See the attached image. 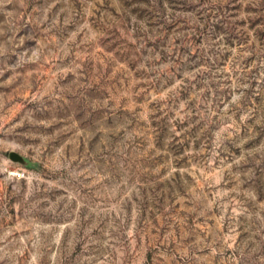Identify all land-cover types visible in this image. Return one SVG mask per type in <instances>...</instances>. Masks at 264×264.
I'll return each instance as SVG.
<instances>
[{"label": "rangeland", "instance_id": "rangeland-1", "mask_svg": "<svg viewBox=\"0 0 264 264\" xmlns=\"http://www.w3.org/2000/svg\"><path fill=\"white\" fill-rule=\"evenodd\" d=\"M0 264H264V0H0Z\"/></svg>", "mask_w": 264, "mask_h": 264}]
</instances>
